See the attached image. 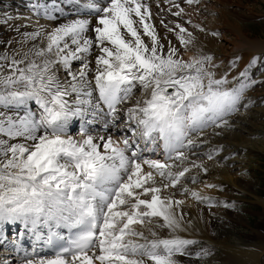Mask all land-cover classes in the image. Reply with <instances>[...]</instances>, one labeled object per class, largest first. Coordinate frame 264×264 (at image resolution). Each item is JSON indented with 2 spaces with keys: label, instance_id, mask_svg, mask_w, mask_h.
<instances>
[{
  "label": "snow or ice",
  "instance_id": "1",
  "mask_svg": "<svg viewBox=\"0 0 264 264\" xmlns=\"http://www.w3.org/2000/svg\"><path fill=\"white\" fill-rule=\"evenodd\" d=\"M166 2L182 17L179 3ZM29 7L35 20L0 17L14 33L0 39V246L18 254L0 264H198L210 256L201 241L180 235L187 227L176 194L214 199L187 187L197 181L193 169L208 172L192 157L208 143L207 129L220 135L252 103L243 101L264 84L251 76L264 53L232 75L240 56L222 69L199 46L197 32L218 31L189 18L164 25L176 40L164 43L148 0ZM76 119L78 136L69 131ZM98 123L103 134L91 128ZM157 149L160 158L144 154ZM16 224L22 228L9 238L6 226ZM26 234L32 251L22 248Z\"/></svg>",
  "mask_w": 264,
  "mask_h": 264
},
{
  "label": "rangeland",
  "instance_id": "2",
  "mask_svg": "<svg viewBox=\"0 0 264 264\" xmlns=\"http://www.w3.org/2000/svg\"><path fill=\"white\" fill-rule=\"evenodd\" d=\"M211 4L206 17H212L211 31H218L220 35L210 53L217 62H222V69L229 60L240 56L238 68L232 73L237 75L253 56L259 58L264 53V0H210ZM251 76L264 81V63L258 60ZM249 100L252 101L249 107L239 111L246 114V119H241V125L234 123L230 139L233 144L245 143L238 153L244 167L231 181L204 180L205 185H214L203 190L204 196L214 198L212 201L195 199L197 205L204 207L205 221H193L191 229L197 236L180 233L198 239L210 250L211 255L198 264H264V84L257 83L246 92L243 103ZM231 120L234 122V116ZM214 149H217L213 156L216 158L221 153V145ZM203 159L207 160L208 156ZM225 204L235 207H225ZM161 235L166 236L167 231L162 230Z\"/></svg>",
  "mask_w": 264,
  "mask_h": 264
},
{
  "label": "bare ground",
  "instance_id": "3",
  "mask_svg": "<svg viewBox=\"0 0 264 264\" xmlns=\"http://www.w3.org/2000/svg\"><path fill=\"white\" fill-rule=\"evenodd\" d=\"M219 1L223 2V0H219ZM175 2L179 3L180 6L185 9L184 14L180 18H177L172 15V12L177 11V9L172 7V5L166 2V0H148L152 12L151 23L155 25L156 30L162 39V42L167 43L168 40H171L173 43H176L174 34L168 32V30L164 27V25H168V27H172L174 23L177 22L184 23L189 18L193 21V23H200L201 25L205 26L209 32H211V26L209 24V20L212 23L214 21L212 17H206L207 11L212 9V4L210 6V0H200L198 4H193V5H188L185 2V0H175ZM32 3H35V0H0V17L3 16V13L7 12L9 15L12 16H23V17L32 16L33 20H35L36 17L33 15L29 7ZM169 9H171V11H169ZM71 15H74V13H71ZM161 20H163L164 22L163 24H161ZM19 22L20 21H17V23ZM40 23H46V21L44 19H41ZM185 26L191 29V25L186 24ZM11 35H14V33L11 32L7 26L0 27V39L9 37ZM197 35L200 38L199 46H203L204 44L203 47L205 48L206 51L210 52L211 51L210 48L216 47L217 43H215V41L218 39L217 37L213 38L210 35H205L198 32ZM200 42H202V45L200 44ZM190 54L191 53H185V55H190ZM136 95H139V93L137 92ZM245 115H246L245 113L235 114L234 122L231 120L232 122L231 128L224 129L223 131L219 129L216 130V131H221L220 135L212 134V129L206 130L209 133L206 137L208 143L198 148L196 150L198 155L192 158L196 159L198 162H202L208 168V172L205 173L202 170L193 169L191 175H195L198 178L195 183H193L191 180L185 181L188 188L194 189L200 192L201 195H204L203 193L206 194V192L203 191L206 188L205 185L206 181L204 182L205 179L210 178L211 180V178H219L222 181H227V180L231 181L232 178L233 179L235 178L233 175H237L241 172V169L244 167V164L242 165L241 155H238V153L242 152V146L245 145V143L242 141L239 142L238 144H233L231 143L232 140L231 136L234 130L233 129L234 123L241 125L242 123L241 119H246ZM78 122L79 120L76 119L73 120L69 125L70 134L74 136L79 135V133L77 132ZM91 128L94 133L100 132L101 134H103L104 129L102 124L100 123L95 124L91 126ZM110 131L113 132L114 135L116 136L123 134L122 131H117L116 129H110ZM218 145H221V153L218 157L213 158L212 160L209 159L205 160L206 158L203 159L205 156H207L208 149H214L215 147H218ZM149 147H151V145H149ZM160 151H161L160 149H157L156 153L145 151L144 154L145 156H151L152 158H160L159 157ZM235 155L236 158L240 159L239 164H238V159L236 160V158L234 157ZM176 198L184 200V204L181 206V209L185 214L187 231L182 232V234L197 236L194 233V231L191 229V226L194 220H196V222L199 221L200 223H204L205 220H204V215L202 213L204 207L197 205V203H195V199L190 194L181 195L179 192H177ZM189 215H191V217H189ZM20 230L21 229H19V231ZM19 231H17V228L14 225L6 226V235L9 238H11L15 233H18ZM20 242L23 249L32 251L31 243H33V240L28 239L25 235L24 237L21 238ZM38 251H41L42 254L47 253L45 251V248H42L39 245H38ZM19 254L22 255L23 253L21 252ZM17 255L18 254L15 252H12L10 254L7 253L6 249L3 246H0V256H2L3 258L14 260Z\"/></svg>",
  "mask_w": 264,
  "mask_h": 264
}]
</instances>
